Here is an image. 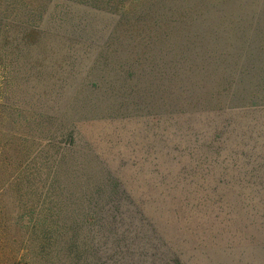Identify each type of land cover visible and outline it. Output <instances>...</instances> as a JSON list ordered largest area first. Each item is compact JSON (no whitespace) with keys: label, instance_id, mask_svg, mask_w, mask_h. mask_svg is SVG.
Instances as JSON below:
<instances>
[{"label":"rangeland","instance_id":"374dc122","mask_svg":"<svg viewBox=\"0 0 264 264\" xmlns=\"http://www.w3.org/2000/svg\"><path fill=\"white\" fill-rule=\"evenodd\" d=\"M0 264H264V0H0Z\"/></svg>","mask_w":264,"mask_h":264},{"label":"trees","instance_id":"16d2710c","mask_svg":"<svg viewBox=\"0 0 264 264\" xmlns=\"http://www.w3.org/2000/svg\"><path fill=\"white\" fill-rule=\"evenodd\" d=\"M86 1H88V0H86Z\"/></svg>","mask_w":264,"mask_h":264}]
</instances>
